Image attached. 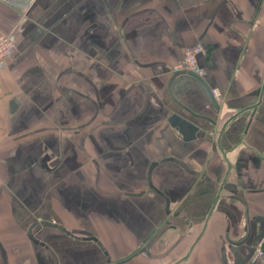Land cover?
Instances as JSON below:
<instances>
[{
	"label": "crops",
	"instance_id": "1",
	"mask_svg": "<svg viewBox=\"0 0 264 264\" xmlns=\"http://www.w3.org/2000/svg\"><path fill=\"white\" fill-rule=\"evenodd\" d=\"M18 1L0 2V264H236L264 216V0ZM197 45L220 107L188 75L172 94L206 118L168 91Z\"/></svg>",
	"mask_w": 264,
	"mask_h": 264
},
{
	"label": "water",
	"instance_id": "2",
	"mask_svg": "<svg viewBox=\"0 0 264 264\" xmlns=\"http://www.w3.org/2000/svg\"><path fill=\"white\" fill-rule=\"evenodd\" d=\"M181 75H188L191 76L193 78H195L206 90L207 94L209 95L212 104L218 109L220 106L218 104L217 99L214 97L213 93H212V88L208 85V83L206 82V80L199 76L196 73L190 72V71H186V70H182V71H178L175 72L173 77L171 78L170 82H169V86H168V91L169 94L171 95L172 99L175 100V102L180 105L181 107H183L185 110H187L191 115L196 116V117H201V118H206L205 116L199 115L191 110H189L188 108H186L183 104L179 103L173 96L172 94V83L173 81L181 76ZM181 122L184 126V131L191 135L192 137H196L195 136V132L197 130V128L188 120L182 119ZM189 136V137H191ZM154 165H152V167L149 170V177L151 176V172L153 169ZM254 223L256 225H260L261 227L258 228V230L256 232L253 231V226H252V222L251 220H249V218L247 217V236L240 240V241H230V243L232 244V248H233V254L236 257V264H247L245 262V259L243 258L241 251H240V246L245 245L247 243V241L249 239H251V237H253L255 235V246L254 248L257 249L258 247L260 248V251L262 253V258H264V216H257L255 218ZM44 226H48V227H54V228H60L62 229V226L57 225V224H53L50 222H43ZM254 234V235H253Z\"/></svg>",
	"mask_w": 264,
	"mask_h": 264
},
{
	"label": "built area",
	"instance_id": "3",
	"mask_svg": "<svg viewBox=\"0 0 264 264\" xmlns=\"http://www.w3.org/2000/svg\"><path fill=\"white\" fill-rule=\"evenodd\" d=\"M1 3L9 5L11 7L29 8L30 2H22L18 0H0ZM14 47V40L10 35L0 34V68H2L8 59L12 49ZM206 52L202 45L189 48L185 51L184 60L176 66V71L186 70L198 74L203 77L205 75V69L200 65L198 56ZM214 97L219 96V92L216 89L212 90Z\"/></svg>",
	"mask_w": 264,
	"mask_h": 264
},
{
	"label": "flooded vegetation",
	"instance_id": "4",
	"mask_svg": "<svg viewBox=\"0 0 264 264\" xmlns=\"http://www.w3.org/2000/svg\"><path fill=\"white\" fill-rule=\"evenodd\" d=\"M246 236H247V223H246V235H245V237H246ZM245 237H243L242 239H244ZM242 239H241V240H242ZM252 239H253V237H251V239H249L245 245L240 246V250H241L243 247H246L247 244H249L250 241H252ZM230 241H231V240H230ZM232 241H234V240H232ZM237 241H240V240H237ZM248 248H249L248 250H253L254 247L252 246L251 248H250V247H248ZM257 250H258V252H257V256H258V257H259V256L262 257V253H261L259 247L257 248ZM245 262H246L247 264H250L251 262H252V263L254 262V259H252V260H248V261L245 260Z\"/></svg>",
	"mask_w": 264,
	"mask_h": 264
}]
</instances>
